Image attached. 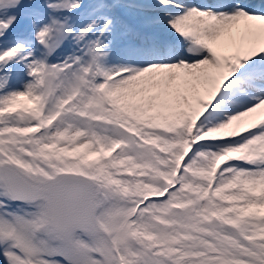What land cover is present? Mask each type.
<instances>
[{
  "label": "snow or ice",
  "instance_id": "1",
  "mask_svg": "<svg viewBox=\"0 0 264 264\" xmlns=\"http://www.w3.org/2000/svg\"><path fill=\"white\" fill-rule=\"evenodd\" d=\"M0 264H264V0H0Z\"/></svg>",
  "mask_w": 264,
  "mask_h": 264
}]
</instances>
